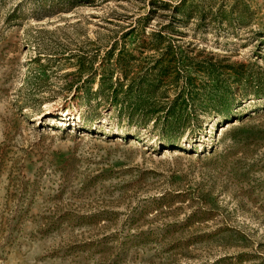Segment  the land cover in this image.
I'll list each match as a JSON object with an SVG mask.
<instances>
[{
  "label": "rangeland",
  "instance_id": "374dc122",
  "mask_svg": "<svg viewBox=\"0 0 264 264\" xmlns=\"http://www.w3.org/2000/svg\"><path fill=\"white\" fill-rule=\"evenodd\" d=\"M0 264H264V0H0Z\"/></svg>",
  "mask_w": 264,
  "mask_h": 264
}]
</instances>
